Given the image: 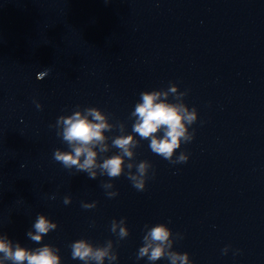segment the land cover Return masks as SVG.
<instances>
[{"label":"water","instance_id":"water-1","mask_svg":"<svg viewBox=\"0 0 264 264\" xmlns=\"http://www.w3.org/2000/svg\"><path fill=\"white\" fill-rule=\"evenodd\" d=\"M170 83L197 109L195 138L175 165L140 141L135 160L152 165L145 191L122 175L109 198L107 176L53 159L69 150L50 127L59 116L98 107L133 134L140 93ZM38 214L58 224L41 244L26 236ZM121 218L130 234L117 243L110 225ZM157 223L182 235L172 250L192 264H264V0H0V234L53 245L61 264H83L69 247L79 239L112 240L113 264H150L137 252Z\"/></svg>","mask_w":264,"mask_h":264},{"label":"clouds","instance_id":"clouds-1","mask_svg":"<svg viewBox=\"0 0 264 264\" xmlns=\"http://www.w3.org/2000/svg\"><path fill=\"white\" fill-rule=\"evenodd\" d=\"M50 72L45 69L37 74L38 80H43ZM172 96L175 102H169ZM187 91H179L178 85L170 83L167 90H151L140 93V100L135 104L129 119L134 118L132 133H126L124 123H110L109 114L98 107H86L80 110L79 106L70 115H61L55 125L56 134L68 146L67 151L59 148L53 152V159L66 169L75 168L83 172L90 179L98 176H107L108 181L102 187L109 198H114L118 192L112 191L113 179L122 175L131 182L137 191H145L149 170L152 165L149 161L136 162L135 149L141 140H148L150 150L168 161L170 164L187 163L189 155L181 151L176 155L182 144L190 143L195 138V130H189L198 120L195 107L189 108L184 103ZM37 109L42 105L36 103ZM118 130L119 135L107 136L106 132ZM162 133V134H161ZM139 136V140L137 139ZM111 141V144L108 141ZM112 148L118 151L111 156H104ZM23 165H21L22 167ZM127 169V171H125ZM135 169V171H133ZM154 176V172H153ZM53 199L55 197H52ZM63 203H71V197L65 196ZM84 209L96 207V202L81 203ZM58 224L44 214H38L32 229L26 236L33 242L41 244L45 235L56 230ZM142 246L138 249L137 259L147 258L150 264L166 258L169 264H192L187 252L173 251L174 239H182L180 233L173 236L172 230L164 223H157L149 227L145 225ZM110 231L117 237V243L129 236L126 218L113 219ZM71 256L83 264H113L118 255L114 250L112 240L106 241L103 246H95L86 239H79L69 245ZM59 249L50 244H42L35 249L21 246L13 242L6 233L0 234V264H61ZM228 247L223 249L226 254Z\"/></svg>","mask_w":264,"mask_h":264}]
</instances>
